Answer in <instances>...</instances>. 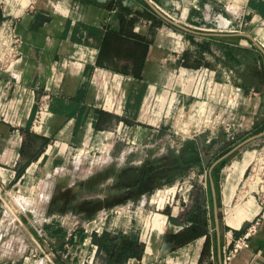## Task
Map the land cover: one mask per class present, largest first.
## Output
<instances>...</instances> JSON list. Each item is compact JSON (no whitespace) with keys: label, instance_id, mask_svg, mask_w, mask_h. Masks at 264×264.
Wrapping results in <instances>:
<instances>
[{"label":"crops","instance_id":"obj_1","mask_svg":"<svg viewBox=\"0 0 264 264\" xmlns=\"http://www.w3.org/2000/svg\"><path fill=\"white\" fill-rule=\"evenodd\" d=\"M24 1L0 0V25L11 23L20 39L19 54L0 73L3 183L27 186L86 162L91 165L87 176L97 173L99 178L135 166L125 150L116 151L120 144L132 139L147 147L148 140L169 130L173 104L195 108L201 102L200 82L218 81L227 92H243L237 113L244 118V129L235 140L226 132L210 131L184 143L185 158L192 146L196 155L191 166L201 191L196 210L153 212L146 225H134L132 217L126 231L116 221L106 231L144 243L142 256L123 264H225L227 248L259 219L249 245L228 264H264V201L246 184L254 145L264 136V50L255 42L264 48V0H150L162 10H184L186 22H180L190 28L202 25L207 8L210 20L217 16L222 27L231 22L241 29L236 33L185 31L157 19L146 0L137 1L152 14L130 11L121 0ZM75 2L80 5L73 10ZM108 32L127 38L120 56L105 52ZM136 42L148 46L137 55L141 70L128 56ZM185 53L190 66L182 65ZM100 112L112 117L99 121ZM31 139L32 158L26 152ZM94 150L99 151L96 157ZM81 151L82 158L70 160ZM27 218L46 264H86L94 244L84 232L86 224L73 226L67 214ZM101 222L105 225L104 218ZM92 264H106V253L96 252Z\"/></svg>","mask_w":264,"mask_h":264},{"label":"rangeland","instance_id":"obj_2","mask_svg":"<svg viewBox=\"0 0 264 264\" xmlns=\"http://www.w3.org/2000/svg\"><path fill=\"white\" fill-rule=\"evenodd\" d=\"M158 9L166 15L170 14L174 17L173 19L179 22H186L184 10L175 13L177 10ZM204 10L205 19L202 25L193 26V29L201 32L226 33H236L241 30L234 27L231 22L226 27L220 26L217 16L210 20L209 10L207 8ZM2 35L0 34L1 44L6 40V38L1 40ZM188 73L191 74L185 71L186 76H189ZM213 85L214 81L208 79L200 82L199 99L201 102L193 109L183 110L173 104L172 113L168 117L166 125L169 130L155 137L153 141L149 142L148 140L147 147L131 143L132 139H130V144H120L121 148L116 151L125 150L124 155L128 156V160L134 158L136 166L151 159L152 165H150L153 171L167 170L169 172L166 178L160 179L155 186L142 193L137 199L132 197L122 203L105 208L96 207V204L103 198L119 194L130 187H118L117 171H111L105 176L100 175L99 179H97V173L87 176L91 172L88 169L91 165L87 162L78 169L69 165L67 171L60 170L53 178L42 176L34 183L23 187L14 186L12 183H3L0 175V264H46V259H40L43 254L39 252L28 230L30 229L27 218L29 214H67L73 226L74 224L88 226V223L95 220L90 226L96 224L99 228L102 225L101 219L104 218V230L116 221L126 231L127 227L131 225L132 217L136 218V221L133 219L134 225L137 223L140 225L141 222L146 225L151 222L153 212L174 209L179 212H194L196 202L201 198V191L196 181L198 176L193 177L194 173L197 175V171L191 167L196 158L190 160L185 158L182 148L187 140H192L198 134H210V131H218L223 134L226 132L223 125H215L208 121L200 123L198 119L201 114L206 115L209 110L215 109V106L224 104L223 99L215 96L212 90ZM190 127L193 128L192 131ZM171 130H175V132H171ZM187 130L189 131L187 132ZM254 147L257 149L253 163L255 170L249 173L246 184L251 189L258 190L264 184L262 182L264 180V136L256 141ZM79 153L77 155L73 152L70 160H73V156L82 158L85 154V152ZM94 153V157L99 155L97 150H94ZM128 160L125 163H128ZM91 179H93L92 182ZM88 182L89 184H87ZM185 203L188 206H185ZM124 230L121 232L124 233Z\"/></svg>","mask_w":264,"mask_h":264},{"label":"built area","instance_id":"obj_3","mask_svg":"<svg viewBox=\"0 0 264 264\" xmlns=\"http://www.w3.org/2000/svg\"><path fill=\"white\" fill-rule=\"evenodd\" d=\"M79 3L75 2L73 5V10L79 9ZM0 34L2 35V39L6 38V40L1 44L0 43V73L5 69L8 65L12 64L10 59L13 57L14 53L17 56L19 53L16 49L17 44L20 42L18 36L14 34L12 29V24L3 22L0 25ZM214 81V80H212ZM214 88L212 89L215 93L216 97H220L224 100V104L221 106H215V109L209 110L206 115L201 114L198 118L200 123L203 122H212L215 125H223L226 130V134L230 140H235L238 137L239 132L244 129V118L241 113H237V108L239 104L244 101V94L239 89L232 90L231 92H227L223 84L218 81H214ZM224 105V106H223ZM213 118V119H211ZM212 120V121H211ZM192 131V127H190ZM189 130H187L188 132ZM171 132H175V130H171ZM180 133V132H177ZM203 147V145H202ZM83 152V151H81ZM80 154V153H79ZM255 170V166L252 165L251 171ZM194 176L196 173H194ZM264 182V180H262ZM257 193L260 195V200L264 201V184L260 186ZM92 222L88 223V226L85 227L84 232L90 236L98 233L101 234L104 231L102 223L101 228H99L96 224L90 226ZM259 223V219L255 221V224L249 228V230L243 234L242 236L235 239L230 247L224 253V263L228 264V262L242 249L249 245V237L255 230L256 225ZM97 245L92 244V251L90 255L86 258V264H92L95 260V255L97 252Z\"/></svg>","mask_w":264,"mask_h":264},{"label":"trees","instance_id":"obj_4","mask_svg":"<svg viewBox=\"0 0 264 264\" xmlns=\"http://www.w3.org/2000/svg\"><path fill=\"white\" fill-rule=\"evenodd\" d=\"M124 23V18H123ZM130 24L133 25V20H130ZM132 36L137 37L132 34ZM127 43V38L122 37L120 34L115 32H108L105 36V52L110 55V52H115L119 56L121 55V51L123 50L122 46ZM148 46L143 47L141 43L136 42L133 48H131L129 57L136 63V70H141L143 66L142 58L137 57L139 52L146 53ZM104 53V48L101 50ZM185 60H183V66H190V62L188 61V55H184ZM208 65V62H207ZM198 66V64H196ZM138 74V73H137ZM101 117L99 121H109L112 117L111 113L108 112H100ZM101 125L99 122L96 124L97 129L100 128ZM35 140L31 139L29 145L27 146V154L31 153V158L33 157L32 152L34 149ZM194 146L191 148L193 149ZM189 149L191 153L188 156V159L196 158L195 152ZM93 243L97 245L99 251H104L106 253V264H123L124 261L129 257L140 258L144 252V243L140 241L139 238H135L133 235L129 236L126 234L111 235L108 231L104 230L101 234L95 233L93 234Z\"/></svg>","mask_w":264,"mask_h":264},{"label":"water","instance_id":"obj_5","mask_svg":"<svg viewBox=\"0 0 264 264\" xmlns=\"http://www.w3.org/2000/svg\"><path fill=\"white\" fill-rule=\"evenodd\" d=\"M96 1H98V2H106L108 0H96ZM146 1L158 13V16H156L157 19H160V20L164 19L167 22H169V23H171V24H173V25H175V26H177V27H179V28H181V29H183L185 31L198 32L197 30H195L193 28H190V27L182 24L178 20H175V19L171 18L170 16L164 14L150 0H146ZM121 4L124 7H126L128 10L133 11V12H137V13H140V14H152L151 10H149L148 8H145L137 0H121ZM240 33L241 34H246V35L252 37L248 33H244V32H240ZM255 42H256V44L258 46H260L264 50V48L262 47V45L260 43H258L257 41H255ZM148 164H149V160L147 159V160L143 161V163L141 165H139V166H136V165L135 166H131V167L125 168L122 171H120L117 174L119 187H123V186H126V185H132L137 180H139L142 177V172L149 169V167L147 166ZM164 174L165 173H161L160 175L163 176ZM97 179H99V177H97ZM150 180L152 182L154 181L153 179H150ZM90 181L92 182L93 179H91ZM148 184H149V181H146L145 183L142 184V188L139 189V190L132 189L128 193L110 195L108 197H105L101 201V204L98 205L97 207H104L105 208V207L111 206L113 204L122 203V202L126 201V199L130 195H132L134 199H137L139 196H141L142 193L147 191ZM29 215H31V214H29Z\"/></svg>","mask_w":264,"mask_h":264},{"label":"flooded vegetation","instance_id":"obj_6","mask_svg":"<svg viewBox=\"0 0 264 264\" xmlns=\"http://www.w3.org/2000/svg\"><path fill=\"white\" fill-rule=\"evenodd\" d=\"M149 160V164L147 165L149 167L148 170H145L142 172V177L137 180L135 183H133L132 185H126L127 187H130V189L128 190H125L119 194H124V193H128L129 191H131L132 189H136V190H139L142 188V184L145 183L146 181H149V184L147 186V191H149L153 186H155L158 181L162 178H166L168 175H169V172L167 170H160V171H153L152 170V167H151V159H148ZM151 164V165H150ZM128 168V167H127ZM161 173H165L163 176H161L160 174ZM150 179H153L154 181L152 182ZM89 184V182L87 183ZM118 185V183H117ZM119 187V185H118ZM121 188V187H120ZM146 191V192H147ZM142 192V191H141ZM118 194V193H117ZM117 194H114V195H117ZM133 196L130 195L127 199L129 198H132ZM126 199V200H127Z\"/></svg>","mask_w":264,"mask_h":264},{"label":"bare ground","instance_id":"obj_7","mask_svg":"<svg viewBox=\"0 0 264 264\" xmlns=\"http://www.w3.org/2000/svg\"><path fill=\"white\" fill-rule=\"evenodd\" d=\"M251 184V183H250ZM252 186V185H251ZM248 187H249V185H248ZM255 187V186H254ZM251 188V187H250ZM249 188H247V190H248ZM71 194V193H70ZM19 199V198H18ZM25 200V199H24ZM17 203L19 204V202L17 201ZM22 204V203H21ZM101 204V202H98L97 204H96V207L98 206V205H100ZM28 205V204H27ZM41 263V262H40Z\"/></svg>","mask_w":264,"mask_h":264}]
</instances>
